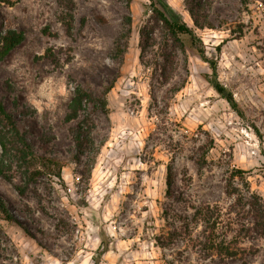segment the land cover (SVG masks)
Segmentation results:
<instances>
[{"label": "rangeland", "instance_id": "rangeland-1", "mask_svg": "<svg viewBox=\"0 0 264 264\" xmlns=\"http://www.w3.org/2000/svg\"><path fill=\"white\" fill-rule=\"evenodd\" d=\"M149 2L74 0L69 34L61 20L67 0H0V25L25 32L0 62V98L36 151L63 164L62 178L44 173L25 194L15 187L18 174L14 182L0 176V197L26 228L0 217V264H94L103 234L109 250L99 264H264V236L255 233L241 240L244 257L224 260L181 240L162 249L154 239L169 204L185 214L202 203L229 211L228 186L245 189V181L264 199V0H210L214 28L203 29L184 0H168L202 38L244 116L211 87V68L191 52L177 50L165 81L160 32L141 60ZM112 82L109 110L93 114L92 142L80 156L73 130L81 119L65 120L74 88L103 92ZM168 166L180 201L166 194Z\"/></svg>", "mask_w": 264, "mask_h": 264}, {"label": "trees", "instance_id": "trees-1", "mask_svg": "<svg viewBox=\"0 0 264 264\" xmlns=\"http://www.w3.org/2000/svg\"><path fill=\"white\" fill-rule=\"evenodd\" d=\"M1 1L13 4L16 0ZM123 1L130 7L133 0ZM184 2L196 28H214L207 14L210 0H184ZM243 2L248 3V0H243ZM66 5L69 12L61 20L67 32L71 34L74 28L72 14L74 0H67ZM144 13L147 15V20L140 28L141 60H144L147 50L155 45L156 33L160 32L163 36V45L160 46L162 49L160 56L163 61L162 64L159 62L161 65L158 66L162 67L161 75L165 78V81L171 78L172 73H170V70H174V55H176L177 50L185 55L187 52H191L208 63L211 68V73L206 75L211 87L230 104L238 115L244 116L234 93L219 79L217 61L208 57L202 38L198 35L196 29L188 24L183 14L174 8L168 0H150L149 4L145 5ZM97 18L101 21L105 20L102 16ZM132 20L131 15L125 17L128 33L131 32ZM238 32L240 35L243 34L244 25L239 26ZM24 38L25 32L23 30L0 25V62L21 44ZM118 47L121 54L125 52V48H121V45ZM46 56L52 60H57L52 49H49ZM155 64H158V62L155 61ZM113 86L114 83L112 82L104 88L103 92H98L90 86L82 84H78L74 88L65 120L72 122L81 119L73 130L74 146L80 156L81 154L84 155L88 145L92 142L93 114L109 110L107 94ZM176 90H179V88ZM0 149V176L14 182L15 174H18L23 183L16 184L15 187L20 194H25L29 183L35 181L44 173H53L62 178V162L55 157L41 155L36 151L13 113L5 106L1 98ZM235 172H237L235 177L240 175L243 178L245 171L236 169ZM166 183L167 196L172 200L180 201L181 199L175 197L172 189L174 173L171 166H168L167 169ZM245 184V189L235 187L231 183L228 186L227 193L234 198L229 211L209 203L190 206L192 209L191 214L179 212L173 204L164 207L162 213L163 224L160 231L154 235L156 244L160 248L166 249L181 240L184 244L197 248L207 258L215 255L223 260L244 257L246 249L241 246V240L253 236L254 233L264 236V199L260 194L251 190L248 181H245ZM232 213L235 214L237 219L231 217ZM0 217L17 222L25 228L23 223L7 209L1 197ZM234 224H240L238 233L234 232L236 231ZM108 250L109 240L103 234L97 255L93 257L94 264H99L101 257Z\"/></svg>", "mask_w": 264, "mask_h": 264}]
</instances>
